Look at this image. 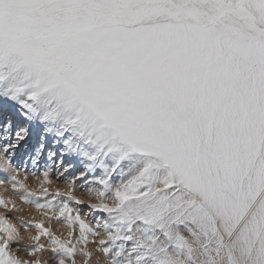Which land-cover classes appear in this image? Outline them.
<instances>
[{"label": "snow or ice", "instance_id": "snow-or-ice-1", "mask_svg": "<svg viewBox=\"0 0 264 264\" xmlns=\"http://www.w3.org/2000/svg\"><path fill=\"white\" fill-rule=\"evenodd\" d=\"M0 99L55 132L56 167L86 161L35 205L47 224L0 198V264H40L42 237L56 264H92L90 244L95 264H264V0H0ZM27 135L0 106V183L46 194L43 144L17 161Z\"/></svg>", "mask_w": 264, "mask_h": 264}, {"label": "rangeland", "instance_id": "rangeland-1", "mask_svg": "<svg viewBox=\"0 0 264 264\" xmlns=\"http://www.w3.org/2000/svg\"><path fill=\"white\" fill-rule=\"evenodd\" d=\"M0 101H1L0 104L2 102H5V105H6V103H7L6 101H4L2 99H0ZM5 105L2 106V108H5L6 107ZM12 107L14 108L13 110L16 111V109H17L16 106L13 105ZM34 126L31 127L30 129L27 128L28 135L26 136L25 140L21 143V145L18 149V152H17V161L21 163V166H23L26 158L30 157L31 155H34L36 153L37 149H40V146H41V144H39L40 146L37 145L35 143V140H33V138H32V134L35 131L36 132L38 131V126L37 125L35 127ZM39 131L41 133H43L42 131H44V130L41 129ZM42 144H43V149H41V157H40L41 164L39 166V170L43 171V166L51 165L50 175L52 177V183L45 185L44 187L48 188V190H49L48 192L55 191L56 189H61L62 191H67L68 190L67 180H69L71 178L70 177L71 175H74L77 172L83 170V165L86 162L85 158L80 156V155H77V154H67L66 153V154H64L63 161L60 164V166L56 167L53 162L56 161L57 159H59V157L61 155V149L63 147L62 143L57 139L53 140L52 137H48V139L45 138V141H43ZM50 153H55V155L51 157V161L49 160V154ZM27 166H28L29 170H37V169L32 168V166L30 164V160L27 162ZM63 168H69V169L71 168V169L63 175L62 174ZM39 170H38V174H39ZM98 172H99V169L96 170V174H98ZM77 174H79V173H77ZM85 175L91 176V175H93V173H85ZM0 178H3V177L0 176ZM21 178H23V173H21ZM40 179H41V177L39 175H36V176L29 175L28 179L25 180V185H26L27 191L25 189H24L25 191L22 189V191L21 190L17 191L16 194L14 193V191H16V190L13 189L12 185L5 188V187L1 186V184H4V183H0V196L6 195V194H4V192H5V193H7L6 197H8V199L7 198H5V199L7 201L14 200L16 203L15 204L16 205V211L6 213L13 220H16V218H14V217H16V216L18 217L20 214L24 213L23 215L25 218H26L25 214H30L29 212L26 211V207H29L30 205L29 206L27 204L26 205H19V202L22 199L20 197V194H23L24 196H26L28 194V192H30V193H33L34 196H40L43 193V188L40 185ZM90 179H91V177H89V180ZM77 183H78V186L76 187L74 194L77 196H80L82 199L94 201V199H95L94 196L89 195L88 191H87L88 189H92L94 186L90 182L88 184H85V185H80L79 181ZM32 196L33 195H28L27 198H30ZM29 202L32 203L31 200H29ZM35 204H37V203H32V207H34ZM79 209H80V211H82L81 212L82 215L88 216L90 219L93 220V222L95 221L96 217L103 216L102 213H98V212L91 210L87 204L81 205ZM2 211H3V209L0 208V212H2ZM31 217L36 218L35 216H31ZM44 220H45V223L47 224L48 221L46 219H44ZM60 223L61 222H58L56 220L51 221V226H52L54 231L60 229L61 227L66 228L64 224L62 225ZM34 231L35 230L33 229L32 232H34ZM29 238H30V236L27 235V232L24 231L23 228H21L20 235L18 237L20 244H19V246L13 245L14 251H16V254L22 260H24V259L29 260V256L26 252L27 251L26 249L19 251L20 245L26 243ZM47 259H48L47 264H55L53 262V260H51L50 256H48Z\"/></svg>", "mask_w": 264, "mask_h": 264}, {"label": "bare ground", "instance_id": "bare-ground-1", "mask_svg": "<svg viewBox=\"0 0 264 264\" xmlns=\"http://www.w3.org/2000/svg\"><path fill=\"white\" fill-rule=\"evenodd\" d=\"M1 102V101H0ZM7 103H6V105H5V102H2L1 104H0V106H6L5 108H3V114H9V113H11L12 114V117H13V122H14V125L15 126H18V127H22V126H24V125H27V128H31V127H33L34 125L36 126H38V131L36 132H34L33 134H32V138H33V140H35V143L37 144V145H39V144H42L43 143V141H45V138L46 139H48V137H52L53 138V140L54 139H57V140H59L58 138H57V136L55 135V132L54 131H52V132H49V131H46V127H47V124H46V122H42V121H40L38 118H36V119H33V120H25V119H23L21 116H20V114H19V112L18 111H14L13 109V105H15L16 106V108H17V104H15V103H10V102H8V101H6ZM30 126V127H29ZM34 126V127H35ZM35 129V128H34ZM44 130V131H42L43 133H41L39 130ZM48 137H47V136ZM46 136V137H45ZM56 141V140H55ZM35 146V145H34ZM40 146V145H39ZM29 152V151H28ZM1 186L2 187H5V188H7V187H9V186H11V184H9V183H4V184H1ZM24 190V189H23ZM21 191H22V189H21ZM25 191V190H24ZM2 193V192H1ZM14 193L16 194L17 193V191H14ZM54 193H55V191H52V192H48L47 194H41L40 196H32V197H30V198H28L29 200H31L32 201V203H43V202H45L46 200H51V199H53V196H54ZM4 194H6L7 195V193H5L4 192ZM6 195H1L0 196V198H2V199H4V200H6L5 198H7L8 199V197H6ZM20 197L22 198V197H24V195L23 194H20ZM43 197V198H42ZM7 201V200H6ZM12 203H14V204H16L15 203V201L14 200H10ZM32 203L31 202H25V200H23V199H21V201L19 202V205H30L29 207H26V211L27 212H29L30 214H25V216H26V218L24 217V213L23 214H20L18 217H19V220L17 221L18 223H22V222H26V221H28L29 219H46L47 221H48V218L50 217V216H53L54 215V212L51 210V209H41V208H37L36 206H34V207H32ZM36 205V204H35ZM80 206L81 205H76V207H78V208H80ZM84 209V208H83ZM82 212V211H81ZM92 214V213H91ZM31 216H35L36 218H33V217H31ZM17 217V216H16ZM16 217H14V218H16ZM28 217V218H27ZM15 221V220H14ZM60 224H62V223H60ZM63 225V224H62ZM66 227V226H65ZM56 231V233L58 234V235H62L63 237H65L66 238V234H67V231H68V229H67V227L66 228H60V229H58V230H55ZM34 234V232L33 233H31V232H27V235H29L30 236V238L27 240V242L26 243H24V244H22V245H20V249H19V251L20 250H23V249H27V246H29V245H32L33 243H34V241L31 239V235H33ZM40 243H43L44 244V249L42 250V252L41 253H38L37 255L39 256V259H40V264H47V261H48V259H47V257L48 256H50L51 257V252H50V246L46 243V238H41V241H40ZM15 245V244H14ZM89 250L90 251H92L93 253H94V257H93V261H92V264H95V258L97 257V256H99L100 254L99 253H95V245H89ZM27 252V251H26ZM31 259H34V257H30L29 256V260H31ZM85 259V257L83 256V255H80V254H77V256H76V264H82V262H83V260ZM24 260H28V259H24ZM51 260H53V262L56 264V261L51 257ZM69 264H71V262H69ZM102 264H108V262L106 261V260H102Z\"/></svg>", "mask_w": 264, "mask_h": 264}]
</instances>
